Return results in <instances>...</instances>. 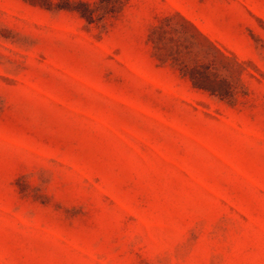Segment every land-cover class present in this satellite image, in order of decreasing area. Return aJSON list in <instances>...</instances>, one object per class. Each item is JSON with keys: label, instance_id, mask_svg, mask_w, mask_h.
<instances>
[{"label": "rangeland", "instance_id": "obj_1", "mask_svg": "<svg viewBox=\"0 0 264 264\" xmlns=\"http://www.w3.org/2000/svg\"><path fill=\"white\" fill-rule=\"evenodd\" d=\"M0 264H264V0H0Z\"/></svg>", "mask_w": 264, "mask_h": 264}, {"label": "trees", "instance_id": "obj_2", "mask_svg": "<svg viewBox=\"0 0 264 264\" xmlns=\"http://www.w3.org/2000/svg\"><path fill=\"white\" fill-rule=\"evenodd\" d=\"M103 5L104 14H113L121 9L120 7H115L114 4L106 3ZM63 9L77 13L79 17L87 22V24H91L95 21V9L91 7L89 3L78 1L72 4V6ZM178 16L185 25L196 31L221 58L224 60H230L234 64L239 65L235 57L227 56L208 37L203 35L192 22L181 16L179 13ZM153 34L154 32L149 34V41L153 44L155 49L160 51L163 49L160 47L161 38H154ZM185 49L188 48L186 47ZM184 55L185 54H182L181 51L177 50L175 54L170 52L159 53L156 58L160 64L170 61L173 65H176L180 75L187 78L193 88L207 92L210 96L215 97L220 101H226L231 105L234 104L237 93L234 85L228 80V78L220 76L215 69L211 68L210 64L187 65L184 61ZM212 62H214V60H212Z\"/></svg>", "mask_w": 264, "mask_h": 264}]
</instances>
